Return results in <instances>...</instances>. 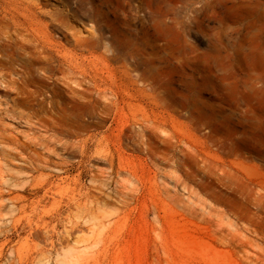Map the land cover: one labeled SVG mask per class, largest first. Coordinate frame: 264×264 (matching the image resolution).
<instances>
[{
	"label": "rangeland",
	"instance_id": "obj_1",
	"mask_svg": "<svg viewBox=\"0 0 264 264\" xmlns=\"http://www.w3.org/2000/svg\"><path fill=\"white\" fill-rule=\"evenodd\" d=\"M103 1L93 2L106 14L104 24L138 57L146 52L165 101L189 99L200 123L216 121L264 146V122H249L245 107L229 101L230 88L240 98L249 85L264 87V0H131L124 13L122 2ZM255 114L262 112L253 104L246 115ZM13 121L3 120L26 131ZM139 121L136 110L90 127L82 160L74 137L66 149L57 146L51 158L67 163L61 171L51 165L27 174L0 156V264H222L191 243L205 232L180 206L209 200L189 195L175 183L178 170L143 150L148 135ZM54 171L51 192H35Z\"/></svg>",
	"mask_w": 264,
	"mask_h": 264
},
{
	"label": "bare ground",
	"instance_id": "obj_2",
	"mask_svg": "<svg viewBox=\"0 0 264 264\" xmlns=\"http://www.w3.org/2000/svg\"><path fill=\"white\" fill-rule=\"evenodd\" d=\"M48 1L0 0V156L27 174L51 165L61 171L67 163L51 158L57 146L66 149L74 137L82 160L90 127L137 110L148 135L143 150L178 170L175 183L189 195L203 194L210 202H181L184 215L205 232L191 243L211 262L264 264L263 143L238 139L216 121L200 123L189 99L165 101L146 52L138 57L124 44L104 24L106 14L94 0ZM104 1L122 2L123 13L131 7V0ZM236 92L230 88V103L245 107V119L261 125L264 87L249 85L240 98ZM253 104L262 114L246 115ZM4 118L26 131H16ZM57 171L45 175L35 192L50 193ZM1 179L0 168V201Z\"/></svg>",
	"mask_w": 264,
	"mask_h": 264
}]
</instances>
